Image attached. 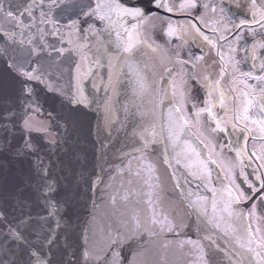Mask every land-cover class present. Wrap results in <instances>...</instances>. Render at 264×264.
<instances>
[{"label":"water","instance_id":"water-1","mask_svg":"<svg viewBox=\"0 0 264 264\" xmlns=\"http://www.w3.org/2000/svg\"><path fill=\"white\" fill-rule=\"evenodd\" d=\"M153 0H0V264H264L144 41Z\"/></svg>","mask_w":264,"mask_h":264},{"label":"flooded vegetation","instance_id":"flooded-vegetation-1","mask_svg":"<svg viewBox=\"0 0 264 264\" xmlns=\"http://www.w3.org/2000/svg\"><path fill=\"white\" fill-rule=\"evenodd\" d=\"M144 41L264 247V0H153Z\"/></svg>","mask_w":264,"mask_h":264}]
</instances>
